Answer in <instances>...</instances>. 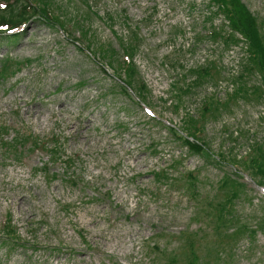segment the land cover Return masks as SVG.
<instances>
[{
    "label": "rangeland",
    "instance_id": "1",
    "mask_svg": "<svg viewBox=\"0 0 264 264\" xmlns=\"http://www.w3.org/2000/svg\"><path fill=\"white\" fill-rule=\"evenodd\" d=\"M51 1L60 25L0 40V264H264V179L243 167L264 86L243 35L210 0ZM241 2L264 38V0Z\"/></svg>",
    "mask_w": 264,
    "mask_h": 264
},
{
    "label": "trees",
    "instance_id": "2",
    "mask_svg": "<svg viewBox=\"0 0 264 264\" xmlns=\"http://www.w3.org/2000/svg\"><path fill=\"white\" fill-rule=\"evenodd\" d=\"M210 2L218 11L225 15L231 28L239 35H243L242 38H244L248 44L249 55L247 59L251 65L260 72L264 86V38L260 33L259 25L257 26L256 24L254 14L250 12L241 0H210ZM52 7L54 9L51 0H0V40L7 38L16 39L18 36V30L33 18L46 21L50 26L60 25L61 22L58 19V15L55 14L54 16L51 11ZM134 47L135 45H130L132 52L134 51ZM111 60H116L115 51L112 52ZM121 64L124 72L123 74H125V77L130 84L126 79H123L122 77L118 78L125 85L129 86V88L133 89L131 84L134 82H136V84L139 83L138 76H136V66L132 61L126 62L125 60H122ZM10 67V61L5 60L4 62H1V76H4ZM198 74L200 77L203 76V74ZM141 86H143V83ZM141 86L138 87L140 94L144 90ZM188 131L190 130L188 129ZM192 133L194 132H191V135L186 140L187 145L192 147L196 142L200 147L201 142L197 140L195 136H192ZM254 148V155L243 161V167L245 168L246 164V167L248 168L246 169L247 171L257 174L260 178L264 179V144L256 143ZM238 187V182H233L228 196V203L218 211V216L221 219L219 229L222 225L226 226L229 219L233 217V200L237 196ZM250 226V224L248 226L241 225L242 228L238 230V233L247 232ZM263 229L264 222L260 226V230ZM223 230L224 233H220L221 236H223V234L226 235L228 232L226 228H223ZM251 231L253 232V230Z\"/></svg>",
    "mask_w": 264,
    "mask_h": 264
}]
</instances>
